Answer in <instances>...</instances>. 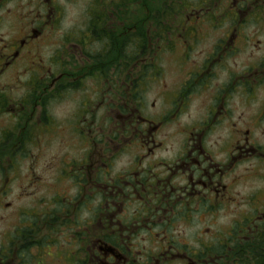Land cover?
I'll return each instance as SVG.
<instances>
[{
    "label": "clouds",
    "instance_id": "obj_1",
    "mask_svg": "<svg viewBox=\"0 0 264 264\" xmlns=\"http://www.w3.org/2000/svg\"><path fill=\"white\" fill-rule=\"evenodd\" d=\"M96 12L95 0H0V98L23 106L25 118L35 111L33 123L41 117L48 123L47 128L38 129L27 154L17 157L13 169L0 173V216L5 217L0 221V236L18 222L20 212L57 207L53 201L62 197L61 211L72 214L75 226L62 230L59 242L64 248L74 252L82 246L68 240L71 231L91 229L101 214H112L124 230L108 228L106 223L104 227L113 233L127 264H152V258L169 247L199 251L218 235H229L257 209L264 211V119L260 118L264 81L258 82L252 95L243 87L231 91L222 102L224 116L219 123L209 119L204 109L173 110L172 80L166 75L153 78L165 67L163 52L149 57L154 71L139 87L127 91V85L105 84L99 74L89 75L91 83L83 87L61 86L45 92L38 86L65 70L55 55L67 45L84 40L74 55L89 62L109 54L110 41L88 37ZM257 19L240 26L238 51L233 50L226 61L218 81L221 88L233 75L264 65V12ZM30 29H38L34 35L40 38L31 40L15 59L12 53L18 39L27 38ZM190 47L200 53L201 62L210 54L204 51L203 41L199 46L190 42ZM123 51L131 59L140 48L131 55L127 47ZM33 104H38L35 110ZM139 116L145 118L143 123ZM113 118L131 123L121 131L113 128ZM9 119L0 116L3 126H8ZM205 121L203 151L199 140L190 141L186 131L168 134L171 128L186 129ZM10 122L15 124L18 118ZM156 126L160 131L153 136L151 129ZM245 129L251 131L250 137L244 136ZM125 136L128 139H122ZM238 144L243 148L238 150ZM93 145L100 150L93 152ZM250 147L256 153L252 158ZM101 160L106 167H96ZM86 163L88 175L81 171ZM137 180L148 188L143 199L136 198ZM157 180L166 182V187L161 185L163 191L154 189ZM99 185H116L122 195L109 197ZM169 189L175 191L162 200ZM9 202L11 207L5 209ZM46 251L59 258L56 248ZM47 259L41 256L34 264H45Z\"/></svg>",
    "mask_w": 264,
    "mask_h": 264
},
{
    "label": "flooded vegetation",
    "instance_id": "obj_2",
    "mask_svg": "<svg viewBox=\"0 0 264 264\" xmlns=\"http://www.w3.org/2000/svg\"><path fill=\"white\" fill-rule=\"evenodd\" d=\"M121 1L123 0H116L114 2L118 6ZM95 4L100 7L102 3ZM102 6V8L106 10V3H103ZM99 12L101 11L99 10ZM234 15H238L239 18L241 17L238 12L231 14V17ZM188 16L191 15H186V18ZM195 17L197 18L195 23H197L199 27V24L209 21L208 15L198 14L195 15ZM109 20L110 22L108 23ZM189 21L190 19L185 20L187 24ZM232 21L233 22H231L230 28L213 30L216 35H213L212 38L216 42L214 44L212 43L210 50L207 51L210 52V54L207 56V59L202 62L200 58L190 53V51L193 50V48L190 47V42L193 45H197L208 37V35H206L209 32L208 30H200L196 27H190V29H183L182 31L176 33L175 31L172 32L167 29L161 32L164 33V35L159 33L155 37V43L149 36L146 38L148 49L151 52L149 57L154 56V51L157 52L159 50L160 46H157V44L162 39L164 42V49L167 52H169L172 48V44H179L182 49L180 67L183 68V71L185 69L186 71L184 73V77L179 79L177 86L173 87V91L169 93V101L173 106V110H183L186 107L192 108L193 103L198 100L195 110L199 112L201 109H204L207 112L209 119L215 120L219 123L224 116V112L222 111V102L226 101L227 95H230L231 91H235L237 88L243 87L246 93L252 95L256 86H258V82L264 81V65H261L259 67L250 68L248 72L244 73L242 76L233 75L227 85L223 88L220 87L218 81L224 71L226 61L232 55L236 45L241 41V31L234 27L233 23L235 20ZM240 22L243 21L240 20ZM122 26L121 15H117L111 20L105 11L104 13H96L92 29L88 32V37H90L91 40H100L102 42L110 41L111 47L109 48V56L111 59L112 57L117 58L119 55H122L123 34L128 36L136 34L135 36H137L136 31L132 29H128L123 32ZM38 31V29H30L27 38H25V36L19 37L17 47L12 53L15 59H19L21 51L31 40L40 38L39 35H34V33ZM40 35L43 34L40 33ZM135 38L136 43L138 41L144 43L142 40L137 39L138 37ZM173 38L176 39L174 42L172 40ZM80 41L84 43V40ZM77 45L80 44L77 43L75 46ZM133 47L137 50V46L133 45ZM146 48L147 46H144L145 50H147ZM144 49H140L141 55L136 56V61L134 62L122 63L121 60H115L114 62L111 60L110 63H104L103 59H105V57L89 62L82 57V59L86 62H81L83 65L75 67V70L73 68L75 63L73 61L71 62V59L74 60L75 55L68 52L66 53L68 57L66 61L67 63H62L60 60L58 61L66 66L65 70L57 73L54 77L49 79L46 84L39 82L38 86H40L45 92L50 89L60 88L61 86H70L73 88L83 87L85 85L84 82L88 81L87 77L89 75L99 74L104 78L105 84H109V82H111L119 84L121 87L127 85L125 88L126 91L139 87L144 77L149 73H152L155 69V65L149 61V57L147 58V61L146 58L143 57ZM69 53L72 54V57L68 55ZM193 56L196 57L195 60L193 59ZM156 75L157 73L155 72L154 76ZM113 77L116 79L113 80ZM66 80L68 81L67 85L63 83ZM203 92L209 94L204 96L206 98L205 100L201 101L200 99H197V97ZM36 99L38 101L39 96H37ZM208 100L215 101V103L209 104L207 103ZM32 107L33 110H35L38 107V104H33ZM2 115H7L10 119L8 126H3V123L0 122V170L2 169V165L8 164V166H15L17 157H23L27 154V150L25 148L27 141L34 137L36 138L38 129L48 127V123L43 119V117L36 120L35 123L32 122L33 117L35 116V111L28 113L27 118H25L23 106L18 107L10 104L4 98H0V116ZM121 115H123V113H121ZM261 117H264V112L261 113L260 118ZM17 118V123L12 124L10 122L11 120ZM137 119L140 123L145 121L143 116H139ZM130 123L131 121L129 120H121L119 118L112 119L113 128H119L121 131L128 128ZM153 123L156 122L153 121ZM205 123L206 121L200 122L195 126H189L186 129L180 128L177 130L178 133L186 131L190 141L199 140L200 150L203 151L204 143L201 133L204 130ZM159 131L160 127L156 126L151 129V134L155 136ZM250 133L251 131L249 129H245L244 136L250 137ZM85 134L86 133H82V135ZM122 139H128V137L125 136L122 137ZM245 143H247V139L245 140ZM241 148H243V145L238 144L237 149L240 150ZM99 150L98 146L93 145V152H97ZM248 152L249 158L256 156L253 148L250 147ZM100 166L106 167V165H103L102 160L100 165H97L96 167ZM88 167L89 164L87 163L81 166V171L85 175H88ZM179 170L180 168L177 166L176 171ZM95 171L96 168H93V177H95ZM62 175H64V173H62ZM123 183L125 186L128 184L127 181ZM136 184L138 186V191L134 189V191H136V198L143 199L144 195L148 192V188H146L139 180L136 181ZM162 184L166 187V182L157 180L156 185L153 187L154 189H160L163 191L161 188ZM99 187L101 190L107 192L109 197L122 195V189L116 187V185H99ZM171 191L175 190L169 189L168 191H164V195L161 199H165ZM61 201L62 197H58L53 201L57 204V207L47 206L49 211L46 215L49 217V222H47V217L44 218L45 220H43V218L40 219L44 223L46 222L44 227L48 228L47 234L49 233L50 241L47 240L48 235H46V233L41 238L37 236L32 237L30 231L31 223L26 225L28 227L27 229H25L24 226L19 230L14 228L12 232L14 236L13 240H11L6 247H3L2 250H0V264H34V262L39 261V258L43 256L42 250L46 247L56 248L59 258H56L55 261L65 262V264H127L128 258L113 240V233L107 231L104 227L106 223L108 228L115 229L116 231L124 230V225L120 224V222L115 219V215L112 214H101V217L91 229L71 231L68 235V240L80 243L82 246L74 252L64 248V246L60 244L57 236L61 234L62 230L68 231L75 226L73 224L72 214L66 209L63 212L61 211ZM4 207L10 208L11 203H6ZM263 223L264 211L257 209L254 215L251 217H245L242 223L239 222L236 227L231 230V233L228 235V238H225L224 242H221L219 241L220 239H218L211 246L203 244L201 246V250L199 251L189 250L187 246H184L182 251H172L171 247H169L165 251L160 252L157 256L153 257L152 264H218L219 260H225L232 257V254L220 253L218 248L220 250L221 247L227 246L230 249V247L233 246L235 238L241 237L247 239L248 235L260 229ZM37 231L40 232L39 229H37ZM34 249L36 250V255H32ZM22 253L24 254L23 256L21 255ZM53 255L55 257L56 253H53ZM65 257L66 259H64ZM235 260H239V258L237 257ZM235 260L230 264H236Z\"/></svg>",
    "mask_w": 264,
    "mask_h": 264
},
{
    "label": "rangeland",
    "instance_id": "obj_3",
    "mask_svg": "<svg viewBox=\"0 0 264 264\" xmlns=\"http://www.w3.org/2000/svg\"><path fill=\"white\" fill-rule=\"evenodd\" d=\"M114 1H116V0L95 1V3H102V4L106 3V10L102 8L103 6L101 4L100 7L97 6V12L100 10L101 12H99V13H104V11H105L111 20L114 19L115 16L121 15V21H122V25H123L122 31L123 32L126 31V30H124L125 28L127 30L132 29V30L136 31L134 28H136V26H139L138 23L142 24L145 21L144 27H145L146 32H147V37L149 36L150 39H152L153 42L155 43V36L158 35V33H161L164 31L161 28L162 23L166 24V29L171 30L172 32L175 31L176 33H178L179 31H182L183 29H190V27H196L200 30H208L209 31L206 34V35H208V37H206L203 40L205 52L209 51L211 46H212V40H213L212 36L216 35L213 32L214 29L230 28V24L233 21L231 19V14H227V12L230 11L234 14V12L236 10V6H240L242 8L239 12L241 17L239 18L237 15L235 17V19H238V20H237V22L233 23L234 27L237 30H240L241 25L248 24L249 22L257 23L258 22L257 18L259 17V14L261 12H264V1H247L246 3H243L244 1H238V0L237 1H233V0L212 1L211 12H214L215 14H217L215 16V21H213L212 17H210V15H209L208 18L209 19L211 18V20H209L208 22H203L202 24H199L200 25V27H199L198 24L195 23V20H197V18L194 15L188 16L186 18L185 11L182 9L177 14L174 13V16H172L170 14L171 17H168V15L163 16L162 13L159 14L160 10L162 9V6L164 5V2H168V1H164V0H130V1H121L118 6L116 5V3H114ZM172 1H179V0H172ZM170 2L171 1H169V3ZM239 2H241L242 4H239ZM256 5H258V6H256ZM164 8H165V6H164ZM245 8H246V10H245ZM208 10H210V8H207L206 11L200 12L198 14L199 15H206L208 13ZM186 19L187 20L190 19L188 24L185 22ZM240 20L243 22H240ZM109 22H110V20L108 21V23ZM169 26H170V28H169ZM160 30H162V31H160ZM162 34L164 35V33H162ZM135 35H133V36H135ZM133 36L131 39L133 41H135L136 38ZM124 37H128V35L123 34V41L127 40V38L124 39ZM172 40L174 42L176 39L173 38ZM77 43H79L80 45L83 44L81 41H77L76 44ZM258 43H259V41H257V44ZM76 44L74 43V44L67 45L62 52H59V50H57V52L59 54L55 55L56 61L60 60L62 63H67L66 61H67L68 57H67L66 53L71 52L72 54H74L75 50H77L81 47L80 45L75 46ZM145 44H146L145 46H147V48H146L147 50L143 51V54H144L143 57H145L146 61H147V58L149 57L151 52L148 49L147 40H146ZM199 44L200 43H198L196 46H199ZM158 45L160 46V48L157 52L154 51V56L157 55L158 53L163 52V59L165 61V67L161 72H156L157 75L154 76V78H159L161 75H166L172 80L173 87H175V86H177L179 79L184 77V73L186 71V69L183 71V68L180 67V56H181L182 49L180 48L179 44H172V48L169 50V52H167L164 49L163 39L157 44V46ZM235 50L238 51L237 45L235 47ZM65 51H67V52H65ZM190 53H192V54L196 55L198 58H200V53L195 51L194 49L191 50ZM72 54L69 53L68 55L70 57H72ZM111 60H113V62L115 60L116 61L121 60L122 63L126 62V61H123L122 55H119L117 58L112 57V59H111V57L108 54L105 56V59H103L104 63H110ZM72 61L75 63L73 66L74 70H75V67H79L80 65H83V63L86 62L82 59V57L76 56V55L74 56V60L71 59V62ZM81 62H83V63H81ZM41 70H43V69H41ZM84 83H90V82L86 81ZM38 84H39V82H38ZM206 92H203L200 96L197 97V99H200L201 101L205 100L206 98L204 96L209 94ZM254 93H256V89L254 90ZM257 95H259V93H257ZM202 97L204 98L203 100L201 99ZM197 101L198 100H196L193 103V107L191 108L193 112H198L195 110L196 105H197ZM261 118L264 119V117H261ZM168 134L169 135H177L178 134L177 128L169 129ZM261 134L264 135V131H262ZM250 136H251V133H250ZM220 138H221L220 136L216 137L217 140H219ZM34 139H35V137L32 138L31 140H28L27 143L25 144V148H26L27 152H28V148H29V142L33 141ZM214 142L215 141H213V143ZM13 167H14V165L13 166H8V164L2 165V169L0 170V173H8L13 169ZM39 203L41 205H44L45 202L43 200H41ZM48 211H49V209H47V206H44V207H37L36 209L29 210L27 212H20L19 213L20 219L18 220V222L14 221L12 223V225L10 226L7 234L0 236V250H2L3 247H6L8 245V243L11 240H13L14 236H13L12 232H13L14 228H17V230H19L21 227L24 226V228L27 229L28 227L26 225L30 224V223H31L30 224V227H31L30 231H31L32 237L37 236V237L41 238L46 233V235H48L47 240L50 241L49 233L47 234L48 228L44 227L45 226L44 224L46 222L44 223L43 221L40 220L41 218H43V220H45L44 218L47 217L46 213ZM4 219H5L4 216H0V221H3ZM47 219H48L47 222H49V217H47ZM243 220L240 222L242 223ZM263 225H264V223L261 225L264 228ZM93 227L94 226H92V228ZM37 229H39L40 232H38ZM230 233H231V230H230ZM59 235H61V234H59ZM59 235L57 236V238L60 237ZM225 238H228V235L227 236L218 235L216 237V239L214 238V240L209 241L205 245L211 246L218 239H220L219 241L224 242ZM51 248L52 247H50V248L46 247V248H44V250H42L43 256L48 258L45 261V264H65V262L55 261V259H53V257H54L53 253L46 251L47 249H51ZM231 258L232 257H229L228 259L231 261ZM228 259L226 261L223 260L221 264H230V261Z\"/></svg>",
    "mask_w": 264,
    "mask_h": 264
},
{
    "label": "trees",
    "instance_id": "obj_4",
    "mask_svg": "<svg viewBox=\"0 0 264 264\" xmlns=\"http://www.w3.org/2000/svg\"><path fill=\"white\" fill-rule=\"evenodd\" d=\"M123 1H130V0H123ZM212 1L213 0H184V1L171 0L170 3L169 1L164 2V5L162 6V9L160 10L159 14L162 13L163 16L168 15V17H171L170 14L174 16V13L177 14L182 9L185 11V15H197L200 12L206 11L207 8H210V10H208V13L206 15H211L212 19L215 20V16L217 14L211 12ZM164 6L166 9L164 8ZM97 13H99V11ZM144 23L145 21L142 24L138 23L139 26H136V28H134L137 31L136 32L137 36H133V37H138L139 40H142L144 43H142L141 41H138L136 43L131 39L132 36L124 37V39L127 38V40L123 41V50L125 47H127L128 53L130 55L136 53V49L133 47V45L137 46V48L139 47L140 49H144V46L146 45L145 43L147 38V32L144 27ZM161 28L162 30L166 29L164 23H162ZM124 30L127 29L125 28ZM138 55H141V50ZM122 59L123 61L126 62H134L136 61V55H133L132 58L129 59L127 56L124 55V51H122ZM263 233H264V228L261 227L257 231L250 233L247 239L241 237L235 238L233 241V246H231L230 249L226 246V247H221L220 250L218 248V251L220 253L232 254L231 261L228 259L230 263L234 262V260L238 257L239 260H235L236 264H264V234ZM226 260L227 259H225L224 261ZM222 261L223 259L219 260L218 264H221Z\"/></svg>",
    "mask_w": 264,
    "mask_h": 264
}]
</instances>
